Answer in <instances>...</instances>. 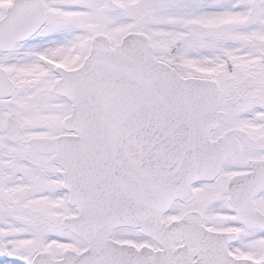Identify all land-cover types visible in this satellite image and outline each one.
Listing matches in <instances>:
<instances>
[{"label":"snow or ice","instance_id":"snow-or-ice-1","mask_svg":"<svg viewBox=\"0 0 264 264\" xmlns=\"http://www.w3.org/2000/svg\"><path fill=\"white\" fill-rule=\"evenodd\" d=\"M0 264H264V0H0Z\"/></svg>","mask_w":264,"mask_h":264}]
</instances>
